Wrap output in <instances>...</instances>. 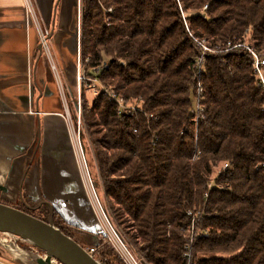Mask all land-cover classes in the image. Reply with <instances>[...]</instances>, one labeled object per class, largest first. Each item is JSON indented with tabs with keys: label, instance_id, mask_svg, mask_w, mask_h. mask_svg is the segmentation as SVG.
Returning <instances> with one entry per match:
<instances>
[{
	"label": "trees",
	"instance_id": "obj_1",
	"mask_svg": "<svg viewBox=\"0 0 264 264\" xmlns=\"http://www.w3.org/2000/svg\"><path fill=\"white\" fill-rule=\"evenodd\" d=\"M245 40L264 51V0H83L85 76L106 89L92 105L82 94L96 184L148 264H187L192 229L191 264H264V90L249 51L228 45Z\"/></svg>",
	"mask_w": 264,
	"mask_h": 264
},
{
	"label": "crops",
	"instance_id": "obj_2",
	"mask_svg": "<svg viewBox=\"0 0 264 264\" xmlns=\"http://www.w3.org/2000/svg\"><path fill=\"white\" fill-rule=\"evenodd\" d=\"M32 4L42 30L52 32L56 72L43 55L39 25L27 21L23 0H0V203L12 207L6 203L27 193L92 235L89 222L73 209L86 206L87 199L63 117L70 114L69 100L76 101L82 6L80 0Z\"/></svg>",
	"mask_w": 264,
	"mask_h": 264
},
{
	"label": "rangeland",
	"instance_id": "obj_3",
	"mask_svg": "<svg viewBox=\"0 0 264 264\" xmlns=\"http://www.w3.org/2000/svg\"><path fill=\"white\" fill-rule=\"evenodd\" d=\"M79 1V0H78ZM81 6L83 5V0H80ZM82 9V7H81ZM205 9V8H204ZM203 9V10H204ZM81 28H82V16H81ZM45 31V30H44ZM50 33V36L48 37V50H43V55L45 56V59L49 63L51 67V59L53 60V56L49 54L48 52L51 53L50 50V39L52 32L48 30ZM46 32V31H45ZM80 58H81V66L84 71H86L87 67V60L85 61L83 52H82V45L80 48ZM79 59V49L77 52L76 56V65L78 68V60ZM110 59H107L105 64H110ZM206 64V63H205ZM109 66V65H108ZM205 70V66L203 68ZM53 71V70H52ZM55 72V71H53ZM76 84H77V89H76V101L75 104L73 105L70 100H69V106H70V114H71V119L73 122V126L75 128V133L76 137H78L81 141V145L83 147L86 163H87V168H88V175L90 180L85 179V183L82 178V174L80 173V179L81 183L83 185L84 192L86 193V199L87 203L86 206H75L73 209L78 212L79 216L84 217L85 222H89V226L93 228L94 232L92 235L87 234V230H83V228H77L73 224H68L61 215H59L57 212V216L59 218H55V220L52 218V212H50V209L47 207L46 204H43L44 202L41 200H36V202H32V200L29 198L27 193L24 194L23 198L20 199V201H10L7 202L6 204L13 205L12 207L17 208L19 210L26 211L27 213L35 216L36 218H41V220L44 221H49L55 223L58 227L62 228L68 235H70L74 240L77 239L80 243H82L84 248H92V247H98V254L99 257L102 259L103 264H123L116 252L110 248V243H105L106 240V235L99 226L98 219L96 214L94 213L93 210V197L91 196V187L94 190L104 212L107 215V212L105 210V203L102 198V192L100 188L97 187V181H98V170H97V163H96V158L94 156V148L93 145L91 144L90 138H89V133L88 130L85 126L84 122V117H83V100H82V94L85 92L86 93V100L89 105H92L96 97L102 92L105 91V87L102 83L96 82L94 80L89 79L88 77L86 80L83 82L81 86L78 85L77 81V76H76ZM81 87V88H80ZM112 94V89L109 90ZM197 94V87H196V93ZM134 102L130 103L127 107L124 106L122 108L124 111H129L132 110L134 112L135 106ZM137 103V102H136ZM139 104V103H137ZM198 117V114L196 113V119ZM197 122V121H196ZM220 167V165H219ZM216 168L214 171V174L217 175V172L219 173L220 168ZM79 170V169H78ZM87 180V182H86ZM99 182V181H98ZM43 204V205H42ZM42 205V207H40ZM49 206V204H48ZM108 217V215H107ZM60 218L62 220L60 221ZM111 225L113 226L114 230L116 233L119 235V237L126 243L132 254L139 258L141 260V264H148L146 261H144L142 256L139 254L137 249L132 246L129 242V240L123 236L119 230L117 229L116 225L111 221V219L108 217ZM191 232L187 233V239L190 236L191 238ZM191 242V239L189 240V243ZM15 249V250H12ZM21 251H25L27 254L24 256H21L20 258L16 256V254H21ZM230 254H218L216 256L219 257H227ZM44 253L40 251L37 247H35L33 244L30 242L24 241L20 238H16L15 236L9 235V234H4L0 233V260L4 261L8 264H37L36 259L43 257ZM200 257H206L208 255H199ZM212 256V255H210ZM208 256V257H210ZM212 257H215L213 255ZM192 259V258H191ZM191 263L193 261L191 260Z\"/></svg>",
	"mask_w": 264,
	"mask_h": 264
},
{
	"label": "built area",
	"instance_id": "obj_4",
	"mask_svg": "<svg viewBox=\"0 0 264 264\" xmlns=\"http://www.w3.org/2000/svg\"><path fill=\"white\" fill-rule=\"evenodd\" d=\"M24 5H25V11H26V17H27V21L28 22H32V23H36L37 27L39 25V21H38V17L35 14V10H34V6L32 4V0H23ZM81 4V2H80ZM207 6L205 7L204 10H206ZM38 31H39V37H40V44H41V48L42 50H48V37L50 36V33L48 30H42V28L38 27ZM79 61H78V75H77V81H78V85L81 86L83 84V82L86 80V76H85V72L81 66V58H80V48H81V18L79 20ZM247 40H245V43H241V44H232L229 43V47L231 49H238V48H245L249 51V53L253 56L254 62H253V68H254V72L256 75L257 80L260 83L261 88L264 90V51L263 52H258L254 46L249 45L246 43ZM200 46L202 47L203 51H207L208 48L204 45V44H200ZM49 54H51L50 52H48ZM109 64H103L102 67L100 68H95L94 70L97 72L100 69H108ZM204 66H205V59H204V53L201 55V57L199 58V60L197 61L196 64V69H197V75H196V87H197V94L195 96V114H198L197 119H195V121L198 122V118L203 114L204 112V106L202 103V99H203V93H204V87H203V83H202V75L204 74ZM51 69L53 71L56 72V66L53 62V60L51 59ZM98 82V81H96ZM81 88V87H80ZM119 104H121V107H123L122 105V101H118ZM67 126H68V131H69V135L71 137V144L73 147V152L75 154V158H76V162H77V166L79 171L82 174V178L83 181L85 183V179L90 180L89 175H88V168H87V163H86V159H85V155H84V151H83V147L81 145V141L78 137H76V135H74L75 133V128L73 126V122L71 119V115L69 114L68 111H66V113L63 115ZM74 132V133H73ZM262 167L264 168V164L262 165ZM232 169V164L231 163H225L223 164L220 169H219V173H226L228 171H230ZM218 173V174H219ZM215 187L214 181H212V183L209 185V189H213ZM220 190H223L222 186L218 187ZM91 191V196L93 197V201L94 204L93 205V210L94 213L97 216L98 219V223L99 226L101 227V229H103L105 235H106V240L105 243H110V248H112V250H114V252H116V254L118 255V257L120 258V260L122 261L123 264H141V261L135 257L132 252L130 251V249L128 248V246L126 245V243L119 237V235L116 233V231L114 230L113 226L111 225L106 213L104 212L94 190L90 189ZM205 198L208 199L209 195H205ZM191 233V238L190 236L188 237L189 240L191 239L190 242V246L189 248H187V253L184 255V257L187 259V264H191V245L193 244L194 241V231L193 229L190 231ZM207 236V233L204 235ZM98 247H92V248H86V251L88 252V254L90 256H92L99 264H103L102 259L99 257L98 254ZM0 264H3L0 262Z\"/></svg>",
	"mask_w": 264,
	"mask_h": 264
},
{
	"label": "water",
	"instance_id": "obj_5",
	"mask_svg": "<svg viewBox=\"0 0 264 264\" xmlns=\"http://www.w3.org/2000/svg\"><path fill=\"white\" fill-rule=\"evenodd\" d=\"M0 233L30 242L44 253L37 264H99L85 248L45 222L17 208L0 203Z\"/></svg>",
	"mask_w": 264,
	"mask_h": 264
},
{
	"label": "bare ground",
	"instance_id": "obj_6",
	"mask_svg": "<svg viewBox=\"0 0 264 264\" xmlns=\"http://www.w3.org/2000/svg\"><path fill=\"white\" fill-rule=\"evenodd\" d=\"M86 182H87V180H86ZM16 238H18V237H16ZM12 250H15V249H12ZM26 254H27V253H26L25 251H21V254H18V253H17L16 256L18 255L17 257L20 258L21 256H24V255H26Z\"/></svg>",
	"mask_w": 264,
	"mask_h": 264
}]
</instances>
